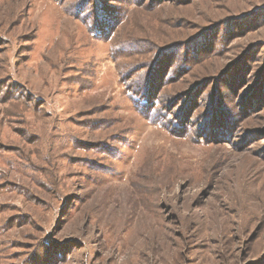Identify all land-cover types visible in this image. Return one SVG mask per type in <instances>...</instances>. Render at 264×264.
Returning <instances> with one entry per match:
<instances>
[{
    "label": "rangeland",
    "instance_id": "374dc122",
    "mask_svg": "<svg viewBox=\"0 0 264 264\" xmlns=\"http://www.w3.org/2000/svg\"><path fill=\"white\" fill-rule=\"evenodd\" d=\"M0 264H264V0H0Z\"/></svg>",
    "mask_w": 264,
    "mask_h": 264
}]
</instances>
